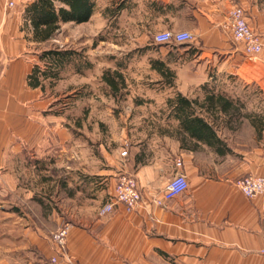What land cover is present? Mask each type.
<instances>
[{"label":"crops","instance_id":"1","mask_svg":"<svg viewBox=\"0 0 264 264\" xmlns=\"http://www.w3.org/2000/svg\"><path fill=\"white\" fill-rule=\"evenodd\" d=\"M7 1L0 0V185L10 191L18 178L21 181L24 166L38 164V150L53 155L56 151L54 159L66 163L70 136L61 115L52 113L50 96H43L40 86L26 81L38 62L36 49L41 51L47 42L55 41L54 36L44 42L32 40L23 18L32 0H11V7ZM119 1L118 11L132 10L135 27L154 33L185 30L193 34L203 53L222 55L219 71L232 73L241 87H253L260 118H264V0H129L130 5ZM233 5L242 8L247 26L261 44L256 55L246 56L231 39L227 13ZM93 15L94 11L87 22L75 24H88ZM67 24L75 25L65 22L60 28ZM192 82L190 86L201 84L217 92L209 82ZM188 91L177 88L183 96L195 99V112L213 124L220 140L217 146H207L182 131L172 117V106L166 103L170 129L149 136L143 130L128 133L123 142L126 156L115 155L112 169L98 166L96 156L88 157L96 165L90 171L83 165V173L78 174L84 179L80 199L69 188V166L65 173L52 176L58 181L53 193L61 199L51 210L50 232L67 226L64 247L58 249L45 237L40 216L30 233L26 221L20 224L24 239L12 243L9 250L20 249L26 258L10 263L42 264L55 257V264H264V196L247 198L234 185L240 176L264 177V121L256 126L252 120L241 119L250 135L248 142L243 141L241 131L233 127L234 119L201 108L204 95L195 97L196 92ZM117 160L135 177L139 202L130 212L114 203L110 213L98 215L100 206L112 199ZM175 160L181 161L179 169ZM175 172L186 176L187 187L163 200V188ZM98 179H107L108 185ZM17 193L39 210V196L33 189L17 186Z\"/></svg>","mask_w":264,"mask_h":264},{"label":"rangeland","instance_id":"2","mask_svg":"<svg viewBox=\"0 0 264 264\" xmlns=\"http://www.w3.org/2000/svg\"><path fill=\"white\" fill-rule=\"evenodd\" d=\"M119 2L95 0L94 15L88 24L62 26L53 35L55 41L47 42L41 51L36 49L34 53L39 71L47 72L43 79L38 75L41 94L50 96L52 113L61 115L69 131L70 143L66 151L69 160L64 163L65 160L54 159L58 155L56 151L53 155L47 150H38V164L33 168L24 166L21 181L18 178L15 188L7 191L5 185H0V264H11L12 260L21 263L26 258L20 249L9 250L12 243L24 239L22 222H27L30 233L35 229L36 219L42 216L45 237L52 241L54 232H50L49 217L54 203L61 199L53 193L58 181L52 176L67 170L72 177L68 179L69 188L75 190L80 199L84 179L78 174L83 173V165L87 171L94 170L99 163L103 164L102 168L112 169L115 155L123 150L128 133L143 130L147 135L160 134L171 128L165 104L179 93L177 88L185 87L190 93L196 92L195 97H202L205 90L201 84H190L205 81L217 88L215 93L236 100L238 114L233 127L241 131L243 141L248 142L250 135L242 128V120H252L256 126L264 121L254 101L253 87H241L232 73L219 71L222 55L203 53L194 36L185 44H154V30L135 27L132 10L118 11ZM127 2L130 5V1ZM148 43L150 50L147 51L145 45ZM48 49L66 52L57 66L39 59ZM157 62L163 65L161 71L156 68ZM106 70L110 75L116 72L120 76L115 77L118 82L115 93L101 78ZM82 154L85 162H82ZM90 156H96L99 162L91 163ZM117 163L118 169L114 168L112 176L115 181L118 172L123 170V163L118 160ZM66 166L71 169L65 170ZM32 173L39 175L38 178L31 177ZM98 182L108 185L107 179H98ZM17 186L35 191L40 200L38 211L33 209L30 199L17 193Z\"/></svg>","mask_w":264,"mask_h":264},{"label":"trees","instance_id":"3","mask_svg":"<svg viewBox=\"0 0 264 264\" xmlns=\"http://www.w3.org/2000/svg\"><path fill=\"white\" fill-rule=\"evenodd\" d=\"M93 0H32L24 8V23L29 24L32 40L44 42L59 30L61 23L73 22L79 24L87 22L94 11ZM66 55L64 51L48 49L39 55V59H46L49 65L53 63L57 66L58 62ZM158 71L163 67L161 62L156 65ZM155 67V66H154ZM108 70L101 75L107 83L110 91L115 93L117 90V79L120 76L113 72L108 74ZM54 74V73H53ZM46 77L47 72L39 71L38 66L34 65L31 73L27 76V83L32 86H41L39 76ZM116 77V78H115ZM204 88V86H202ZM205 90V88H204ZM204 105L200 106L214 114L215 110L228 116L230 120L237 119V103L230 100L223 94L213 93L205 90ZM167 104L172 106V117L178 120L179 128L187 132L191 137L196 138L207 146H217L220 143L216 136L213 124L206 122L195 112L196 100H190L178 93L173 99H168ZM253 122V121H252ZM254 125H256L253 122Z\"/></svg>","mask_w":264,"mask_h":264},{"label":"built area","instance_id":"4","mask_svg":"<svg viewBox=\"0 0 264 264\" xmlns=\"http://www.w3.org/2000/svg\"><path fill=\"white\" fill-rule=\"evenodd\" d=\"M13 2L7 1V6L11 7ZM229 17V30L231 39L238 42L242 47V52L246 56L256 55L261 50V44L258 42L256 35L253 33L245 21L243 10L238 5L228 11ZM193 34L185 30H162L156 32L152 37V42L156 45H177L191 42ZM120 151L119 157L123 159L126 156L125 146ZM175 168L181 167V161L175 160ZM116 181L113 186L112 199L109 202L104 203L98 209V215H105L110 213L113 209V204L117 203L123 207L124 211H133L137 206L140 193L137 190V181L132 174H129L126 170H122L117 174ZM235 187L247 198H254V196H264V177L259 175H244L240 176L234 182ZM187 187V179L183 173L175 172L172 177L167 180L163 190V200H168L174 197ZM161 200H155V204L159 205ZM67 226L65 224L59 226L54 233H52V242L58 249H62L65 243V235ZM56 258L51 257L48 261L42 262V264H55ZM119 264H129L121 262Z\"/></svg>","mask_w":264,"mask_h":264}]
</instances>
